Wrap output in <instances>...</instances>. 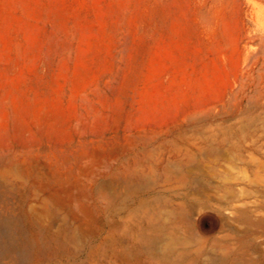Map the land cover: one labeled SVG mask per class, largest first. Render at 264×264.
<instances>
[{
	"label": "rangeland",
	"instance_id": "obj_1",
	"mask_svg": "<svg viewBox=\"0 0 264 264\" xmlns=\"http://www.w3.org/2000/svg\"><path fill=\"white\" fill-rule=\"evenodd\" d=\"M0 264H264V0H0Z\"/></svg>",
	"mask_w": 264,
	"mask_h": 264
},
{
	"label": "bare ground",
	"instance_id": "obj_2",
	"mask_svg": "<svg viewBox=\"0 0 264 264\" xmlns=\"http://www.w3.org/2000/svg\"><path fill=\"white\" fill-rule=\"evenodd\" d=\"M13 222V221H12ZM15 223V222H14ZM11 224V223H10ZM10 226V225H9ZM11 228V227H10ZM12 228H14L13 226H12ZM10 231V230H9ZM3 242V241H2ZM16 245V244H15ZM23 252H25V251H23ZM23 252L21 253V254H23ZM21 254L19 255V257L21 256ZM24 256V255H23ZM22 256V257H23ZM24 260V259H23Z\"/></svg>",
	"mask_w": 264,
	"mask_h": 264
}]
</instances>
